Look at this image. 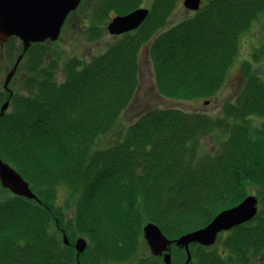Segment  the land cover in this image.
Wrapping results in <instances>:
<instances>
[{
	"label": "trees",
	"instance_id": "16d2710c",
	"mask_svg": "<svg viewBox=\"0 0 264 264\" xmlns=\"http://www.w3.org/2000/svg\"><path fill=\"white\" fill-rule=\"evenodd\" d=\"M141 1L98 0L96 16L101 21L113 12L123 15ZM175 2L153 0L139 27L90 59L69 58L62 80L58 60L47 58L52 42H35L25 51L22 72L9 83L19 86L9 87L10 96L5 90L0 95V104L9 97L0 117V158L29 183L37 199L0 186V264L118 262L135 253L144 224L154 223L168 238H177L238 204L251 187L258 199L256 215L219 233L217 238L224 234L220 249L198 253L200 264H264L260 76L241 69L242 91L223 107L232 123L215 121L227 136L213 154L199 156L195 147L213 118L163 106L140 114L113 145L96 147L139 87L142 47L160 96L182 102L214 98L241 37L264 14V0H207L193 17L169 24ZM94 33L91 29L90 39ZM18 41L8 39L12 45ZM62 185L69 194L64 200ZM56 224L69 245L62 243ZM78 236L87 246L76 259L72 243Z\"/></svg>",
	"mask_w": 264,
	"mask_h": 264
},
{
	"label": "rangeland",
	"instance_id": "374dc122",
	"mask_svg": "<svg viewBox=\"0 0 264 264\" xmlns=\"http://www.w3.org/2000/svg\"><path fill=\"white\" fill-rule=\"evenodd\" d=\"M97 2L98 0H81L77 8L75 10L70 11L71 13L69 12V15H67L61 27L58 38L48 45L47 58H56L58 60L59 68L57 70V78L59 80H62L64 78L62 73V67L69 58L77 56L83 60L90 59L92 56L105 50L107 43L112 42L117 37H119L120 34H122H110L107 30V26L111 19L117 16L116 14H114V12L109 14L110 17L108 19H102L101 21H99V17L96 16ZM141 2L142 3L140 8L148 9L152 4L153 0H142ZM200 5L201 3L199 2V7ZM201 7L198 10H200ZM173 10L174 11L173 13H171V16L168 21L169 24L177 23L187 17H190L188 16L189 8L183 4V0H176ZM100 28L102 30L101 33L98 32ZM91 29L95 31L94 34L96 35L92 36V38L90 39ZM18 43V45H12V43H9L8 41L3 43L0 42V95L4 93L3 83L7 72L13 68L17 56L21 54L19 52V49L20 46L22 47V43L20 41H18ZM247 53H251L252 55L259 57V59L261 60L260 61L257 58L251 57V62L250 66L248 67V70L260 76L261 79L264 81V14L259 15L252 22L251 26L240 39L238 55L243 58L245 57L244 54ZM21 60L22 59H20V61L18 62L15 72L11 79L15 75L19 76L21 74ZM138 63L140 77L139 87L133 95V98L131 99L129 105L123 110L119 119L115 122L111 129L106 131L97 139L96 147L106 148L108 146L113 145V143L121 137L122 133L126 130V127L130 123H132L140 114L152 107L163 106L177 107L190 113H201L213 118L211 128L208 129V132H206V134L199 136L195 147L197 149V155L199 156L213 154L214 152H216L219 146L224 142L227 134L224 130L221 131L219 127L216 126L215 121L217 122L222 119L223 124L232 123V118L230 117V119L227 117L228 114L223 111V107L225 100L230 99V101L234 103V101H236V97L242 91L241 88L243 84L240 67H237L236 64L231 67L229 75L224 85L222 86L220 91L215 95L214 98L205 99L201 101L182 102L179 100L164 98L155 91V88L152 84V69L147 58L145 47L141 48ZM241 65L243 71L245 64L243 63ZM11 79L9 80L7 87H18V82L16 84L12 83L11 86L9 85ZM8 93L10 96L12 94V91L10 90L8 91ZM6 99H9V97L3 99L1 102L3 103ZM8 107L9 104L6 110L8 109ZM1 116L3 115H0V117ZM59 190L61 200H64L68 197V190L63 185L59 187ZM248 192L252 194L255 193L256 195L254 187H251ZM4 195L7 194L4 193ZM70 209L72 212V208ZM231 229L232 228H230L229 230L221 231L220 233H227ZM223 237L224 234H221L220 238H217L213 244L208 246H204L198 242H195L194 247L202 245V248L205 253H207L208 251H212L215 248L220 249V242H222L221 240ZM199 254L200 253L197 254L195 264L201 263L198 262L200 257ZM152 257L153 256L150 254L145 242H142L139 243L138 247L136 248L135 254L129 260L113 262L111 264H150L149 261L152 260ZM175 259V264L182 263V261H180L181 258L178 256V254Z\"/></svg>",
	"mask_w": 264,
	"mask_h": 264
},
{
	"label": "water",
	"instance_id": "95a60500",
	"mask_svg": "<svg viewBox=\"0 0 264 264\" xmlns=\"http://www.w3.org/2000/svg\"><path fill=\"white\" fill-rule=\"evenodd\" d=\"M81 0H0V42L15 36L21 40L22 53L17 56L13 68L7 72L3 88L13 76L16 66L31 43L43 42L46 39L55 41L61 27L70 11L75 10ZM200 0H183V4L189 9L196 10ZM148 13L146 8H138L124 15H117L111 19L107 26L110 34H120L132 30L140 25ZM9 104L6 99L0 106V115ZM0 186L8 189L16 195L28 199H36L35 194L27 181L10 165L0 158ZM257 199L253 195L245 197L237 205L218 212L205 226L170 239L154 223H146L142 228L143 238L152 255H161L165 264H170L168 249L173 243L177 247H185L187 257L184 264L190 260L188 245L198 242L204 246L214 243L217 234L221 231L244 223L256 214ZM62 241L68 244L65 233ZM86 247V240L78 237L74 242L76 257Z\"/></svg>",
	"mask_w": 264,
	"mask_h": 264
},
{
	"label": "flooded vegetation",
	"instance_id": "af4514ba",
	"mask_svg": "<svg viewBox=\"0 0 264 264\" xmlns=\"http://www.w3.org/2000/svg\"><path fill=\"white\" fill-rule=\"evenodd\" d=\"M207 0H204V1H200L201 5L200 7L206 2ZM199 7V8H200ZM198 10V9H197ZM197 10H192V9H189V15L190 17H193L196 13ZM174 11V10H173ZM173 11L171 13H173ZM171 16V14H170ZM169 16V18H170ZM245 57L241 58L240 56L237 58V62H236V66L239 67L241 66V64H245L244 65V68L248 70V67L250 66V62H251V57H253L254 55H252L251 53H247V54H244ZM240 58V59H239ZM239 59V60H238ZM259 59V57H258ZM260 60V59H259ZM261 61V60H260ZM263 63V62H262ZM192 246H193V249H192ZM201 250H203L202 248V245H198L196 247H194V243H190L188 245V251L190 252V260L187 264H195V260L197 258V254L198 252H200ZM168 252L170 253L171 255V264H175L176 263V256L178 254V256L181 258L180 261H182L181 264H184L185 263V259H186V256H187V252H186V248L185 247H177L175 246L174 244H171L169 249H168ZM153 256V255H152ZM161 261V262H160ZM201 261V257H199V260L198 262ZM150 264H165L164 263V260H163V253L161 255H156V256H153L152 257V260L149 261ZM197 262V263H198Z\"/></svg>",
	"mask_w": 264,
	"mask_h": 264
}]
</instances>
